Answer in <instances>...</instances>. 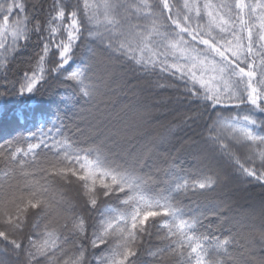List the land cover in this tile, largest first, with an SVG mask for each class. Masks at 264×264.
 Masks as SVG:
<instances>
[{"label":"snow or ice","instance_id":"snow-or-ice-1","mask_svg":"<svg viewBox=\"0 0 264 264\" xmlns=\"http://www.w3.org/2000/svg\"><path fill=\"white\" fill-rule=\"evenodd\" d=\"M32 11L0 0V66L39 44L0 98L54 77L75 97L50 125L0 141V264H264V211L243 223L225 200L201 199L225 169L264 186V0H53L45 19ZM85 41L94 47L77 64ZM99 64L113 95L149 78L207 115L195 164L162 148L178 125L139 146L95 115L81 126L99 111ZM73 185L78 202L62 194Z\"/></svg>","mask_w":264,"mask_h":264},{"label":"trees","instance_id":"trees-1","mask_svg":"<svg viewBox=\"0 0 264 264\" xmlns=\"http://www.w3.org/2000/svg\"><path fill=\"white\" fill-rule=\"evenodd\" d=\"M26 2L30 11H32L34 6L32 14L35 19L43 20L47 17L53 0H26ZM64 2L75 4L76 0H64ZM88 47H94V45L85 41L78 49L77 64L89 55L87 52ZM37 51H39L38 38L33 36L28 46L16 54L15 58L7 63L6 67L0 66V92H3L5 88L11 90L13 86L19 87L16 82L22 78L24 71L29 69ZM75 66V64L72 65V67ZM95 71L101 77V95L97 97V104H112L114 105L113 108L117 109V111L121 110V106H128L129 104H133L135 107L138 106L139 109L147 108V110L157 111L158 114L152 118L154 122L156 121V125L151 127L150 130L146 129V127H140L138 130H146L149 138L148 141H158L166 129L173 125H178L174 134L168 137L162 148L165 152L177 153L178 150L183 149L182 147L185 148V143H191L192 151L186 153L184 157H180L177 160L174 154H170V158H175L178 163L182 162L184 167H191L196 163V157L205 151L203 144L200 142V133L203 130V123L207 118L206 114L201 117L199 109L180 102L175 90H161L149 78H138L135 81V90L129 95H113L104 84L108 71L105 65L99 64ZM74 97L75 90L73 86L69 82L64 81L62 77H54L41 88L39 93L25 94L23 97L19 95H7L0 98V141L17 134H27L29 131H35L41 124L50 125L52 118L58 114V110L61 115L65 111H68L70 107L69 101ZM137 112L139 113V111ZM257 115L258 117L264 116V114ZM130 118H132V115ZM142 119L141 116H138L135 121L138 120L139 122ZM75 121L74 123H77ZM184 121H187V123H184ZM225 171L226 175L222 179L221 185L217 187L215 192L208 193L206 198L201 199L224 200L228 198L227 202H233L237 198L245 196L247 201L257 200L258 202L252 206L260 207L264 211V186L255 182L251 184L244 183L240 177L235 176L230 170L225 169ZM62 194L73 201H79L74 185L69 186ZM78 210H81L85 218L88 219L87 210L80 208ZM243 212H231L229 215H233L241 221L244 220L245 214L247 218L251 217L252 219L256 215L260 216L261 213V211L252 212L247 207ZM88 222L91 223V220L89 219ZM150 243L155 245L158 242L153 237ZM141 259L144 261L149 260L147 256H142Z\"/></svg>","mask_w":264,"mask_h":264},{"label":"rangeland","instance_id":"rangeland-1","mask_svg":"<svg viewBox=\"0 0 264 264\" xmlns=\"http://www.w3.org/2000/svg\"><path fill=\"white\" fill-rule=\"evenodd\" d=\"M98 106H99V111L94 109L93 114H89V113L84 114L85 120L83 121L81 125L82 127L88 128L90 123H95L96 121L93 119V115H95V117H97L99 120L104 122V125L107 128L112 129L113 131L123 132L125 128L130 129L129 134L134 136L133 142L136 143L137 146H139L143 142L144 143L148 142L149 138H148V133L146 132V130L141 131V130H138V128L146 127V129L150 130L151 127L155 126L156 121L154 122V119L152 118L154 115L158 114L157 111H152L150 109L147 110V108L139 109L138 106L135 107V105L133 104L132 105L129 104L128 106H121L120 111H117V109H114L113 108L114 105L112 104H104V105L98 104ZM137 111H139V113ZM129 114L132 115V118H130L131 115L129 116ZM138 116H141L143 118L139 122L138 120L135 121ZM75 122L81 123L79 120H76ZM185 145H186L185 148L182 147L183 149L178 150L177 153H173L170 151H166V152L169 154V156L170 154H174V156H176L178 160L180 159V157H184L186 153L192 151L191 143H185ZM163 159L164 157L161 156L160 160L162 161ZM156 163H159V161H157ZM227 191L229 190L227 189ZM224 200L227 202L228 198H225ZM227 203L231 208V212L244 213L243 212L244 209L248 207L251 202L247 201L246 197L243 196V197H240L234 200V203L232 201H229ZM234 204L239 207H237V209H232V206ZM249 210L252 212H255V211L262 212L263 209L260 207H253L250 205ZM256 217L257 219L255 220V223L259 224V216L256 215ZM241 222L250 223L252 222V219L251 217L247 218V215L245 214L244 220H241Z\"/></svg>","mask_w":264,"mask_h":264},{"label":"bare ground","instance_id":"bare-ground-1","mask_svg":"<svg viewBox=\"0 0 264 264\" xmlns=\"http://www.w3.org/2000/svg\"><path fill=\"white\" fill-rule=\"evenodd\" d=\"M249 202H250V201H249ZM257 202H258L257 200H256V201L253 200V201H251V203L249 204V206H250V205L252 206V205H254V204L257 203ZM233 203H234V201H233ZM249 206L247 207L248 210H249ZM260 206H261V205H260ZM237 207H239V206H237V205L234 204V205L232 206V209H237ZM232 211H233V210H232ZM260 214H261V213H260Z\"/></svg>","mask_w":264,"mask_h":264}]
</instances>
